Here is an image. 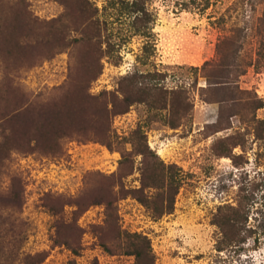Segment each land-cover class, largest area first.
<instances>
[{
    "label": "rangeland",
    "instance_id": "rangeland-1",
    "mask_svg": "<svg viewBox=\"0 0 264 264\" xmlns=\"http://www.w3.org/2000/svg\"><path fill=\"white\" fill-rule=\"evenodd\" d=\"M234 54L250 93L220 118ZM257 98L264 0H0V264H264ZM239 200L255 231L219 250Z\"/></svg>",
    "mask_w": 264,
    "mask_h": 264
},
{
    "label": "trees",
    "instance_id": "trees-1",
    "mask_svg": "<svg viewBox=\"0 0 264 264\" xmlns=\"http://www.w3.org/2000/svg\"><path fill=\"white\" fill-rule=\"evenodd\" d=\"M238 54H234V58L231 62H228L223 65L222 68H217L216 71H213L212 73L206 74L208 84L212 89L217 90V91H222L226 93L227 95L219 97L217 101H219L222 106L220 108V118H223L225 115V112L227 108H229V112L231 111V114H239L240 112H237L234 110V107L241 103L242 98L240 96V92H248L250 93L249 90H242L239 88V85L237 83L236 78L239 77L242 73H245V70H241L238 68L237 63H235L236 58ZM206 64H211V62H207ZM237 70V72H236ZM235 71V76L234 75ZM229 93V94H228ZM240 96V97H239ZM117 100H120L117 97ZM123 102V107L116 109V105L112 108H109L108 105L105 107L106 112L109 113L110 116L115 115L117 113H122L127 111L128 106L132 103V101L125 97L124 99L120 100ZM223 103H226L229 107H226L227 105H223ZM253 104H255V109H258L259 107L264 105V101L262 98H257L253 101ZM28 108V107H27ZM229 114V115H231ZM14 116L16 119H19V117L22 116V118H25V109H20V106L17 107ZM255 120L259 121L258 118L255 116ZM264 121V120H261ZM61 126L59 130L51 136V142H48L49 136L44 133L43 127L37 128V126L34 127V131H32L31 127L29 129L27 127H23L22 132L24 134H28V137L30 140L35 141L36 144H42L44 148L47 147H54L53 144H58L60 141L58 140L59 138H63L66 135L71 136L72 135V129L73 126H67L65 121H61ZM105 129L100 130L97 132V138L99 137L100 139H106V137H109V130L110 127L108 128V125H105ZM257 131V128H256ZM81 135H86V132H79ZM85 136V137H86ZM55 138V139H54ZM46 139V140H45ZM55 140V142H53ZM234 144V143H233ZM241 144V142H235V146ZM53 145V146H52ZM223 153H228V150H225ZM246 197V196H245ZM8 201L14 202L15 199L14 197H10ZM110 204V203H108ZM111 205V204H110ZM247 205L243 204L241 200L238 201L236 205H229L228 211L222 213L219 218L217 219L216 223L220 227V238L217 241V248L219 250L230 246V245H236V244H241L242 241L246 240V238L250 235V233L255 231L252 226H248L245 222L244 219H246L245 214H246V207ZM2 246H0V253H2ZM137 257H141V253L138 249H135L134 252ZM149 263L146 264H154L152 260L149 258Z\"/></svg>",
    "mask_w": 264,
    "mask_h": 264
}]
</instances>
